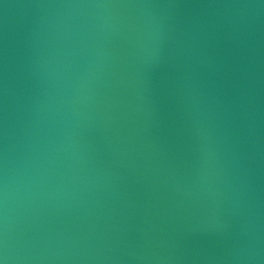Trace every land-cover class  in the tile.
Wrapping results in <instances>:
<instances>
[{
	"label": "water",
	"instance_id": "water-1",
	"mask_svg": "<svg viewBox=\"0 0 264 264\" xmlns=\"http://www.w3.org/2000/svg\"><path fill=\"white\" fill-rule=\"evenodd\" d=\"M5 264H264V0H0Z\"/></svg>",
	"mask_w": 264,
	"mask_h": 264
},
{
	"label": "clouds",
	"instance_id": "clouds-1",
	"mask_svg": "<svg viewBox=\"0 0 264 264\" xmlns=\"http://www.w3.org/2000/svg\"><path fill=\"white\" fill-rule=\"evenodd\" d=\"M0 264H5L4 259H0Z\"/></svg>",
	"mask_w": 264,
	"mask_h": 264
}]
</instances>
